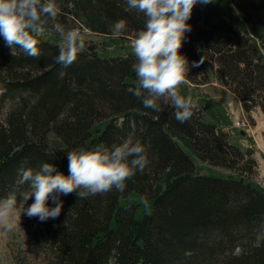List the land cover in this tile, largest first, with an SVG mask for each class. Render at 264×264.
Here are the masks:
<instances>
[{"label":"trees","instance_id":"1","mask_svg":"<svg viewBox=\"0 0 264 264\" xmlns=\"http://www.w3.org/2000/svg\"><path fill=\"white\" fill-rule=\"evenodd\" d=\"M235 6L243 29L232 27L215 0L194 5L180 51L190 62L202 60L185 80L204 83L215 66L216 78L248 110L264 98V0H235ZM124 9L125 0H61L57 16L70 14L107 35L126 17L117 37L133 39L145 17ZM39 39L40 55L28 56L13 53L0 36V197L27 190L16 184L22 168L50 161L67 174V151L79 146L135 135L150 158L123 191L61 195V213L44 221L23 213L43 264H264V189L240 175L254 165L249 152L203 120L196 106L184 122L175 119L170 98L158 101L159 111L145 108L129 91L136 87L132 50L104 56L88 44L59 77L60 40ZM174 136L196 157L236 175L200 173Z\"/></svg>","mask_w":264,"mask_h":264},{"label":"clouds","instance_id":"2","mask_svg":"<svg viewBox=\"0 0 264 264\" xmlns=\"http://www.w3.org/2000/svg\"><path fill=\"white\" fill-rule=\"evenodd\" d=\"M207 2L125 0V12L138 10L145 17L143 27L131 41L136 58L131 65L136 87L129 91L141 97L145 108L155 111L160 110L161 98H170L175 106V119L180 122L191 117L195 102L191 95L178 92L177 85L192 67L202 62H190L180 49L192 29L189 20L193 6ZM60 11L61 0H0V36L12 46L13 53L20 50L28 56H38L39 38ZM53 27L61 37L54 60L61 66L59 77H63L78 54L85 50L86 41L76 26L55 24ZM126 28L127 18L122 17L112 24L111 31L119 36ZM67 158V174L50 161L20 169L16 184L27 185V190L0 197V226L4 231L11 232L17 227L18 196L25 204L32 197V203L24 206L22 212L44 221L61 213L64 203L61 195L75 192L78 198H86L112 189L123 191L127 181L150 164L145 142L135 135H128L118 143L98 142L73 148L67 151ZM49 200L53 203L49 204ZM185 255H191V250H185Z\"/></svg>","mask_w":264,"mask_h":264},{"label":"rangeland","instance_id":"3","mask_svg":"<svg viewBox=\"0 0 264 264\" xmlns=\"http://www.w3.org/2000/svg\"><path fill=\"white\" fill-rule=\"evenodd\" d=\"M215 1L224 10L225 19L231 22L232 27H242V29L246 27L244 20L236 9L235 0ZM61 23H64L65 26L74 25L78 27L86 41V46L88 44L95 46L101 55L124 54L128 50H132V39L120 38L92 30L70 14H67L63 20L58 16L53 18L46 27L45 34L41 37L51 41L60 40L61 37L53 26ZM261 48L264 49V44ZM215 69L214 66L212 72L209 70L208 80L204 83H194L184 79L178 86L183 90L185 96H192L195 106L200 109L203 120L216 123L228 133L230 142L240 147L242 151L249 152L248 156L254 160V165L250 171H244L240 175L264 189V98L262 100L255 99L249 109L246 110L237 95L216 78ZM4 113L5 110H3ZM236 115L239 120L248 123L244 135L240 133L238 127L234 126L233 119ZM174 138L196 163L197 170L200 173L221 176L236 175L229 168L209 164L201 160L195 156L183 139L178 136H174ZM131 199L136 201L139 200V197L132 196ZM24 206L25 201L18 204L15 214L17 224L15 230L6 232L0 226V264H43L41 252L39 253L32 246L23 226L22 210Z\"/></svg>","mask_w":264,"mask_h":264},{"label":"built area","instance_id":"4","mask_svg":"<svg viewBox=\"0 0 264 264\" xmlns=\"http://www.w3.org/2000/svg\"><path fill=\"white\" fill-rule=\"evenodd\" d=\"M234 125L236 126H240V127H244L247 125V122L245 123V121L243 120H239L237 115L235 116V119H234Z\"/></svg>","mask_w":264,"mask_h":264},{"label":"water","instance_id":"5","mask_svg":"<svg viewBox=\"0 0 264 264\" xmlns=\"http://www.w3.org/2000/svg\"><path fill=\"white\" fill-rule=\"evenodd\" d=\"M241 134H244L245 132L243 130L240 131Z\"/></svg>","mask_w":264,"mask_h":264}]
</instances>
